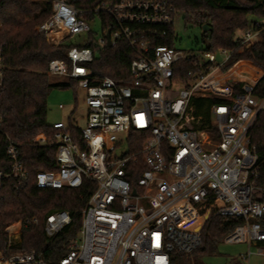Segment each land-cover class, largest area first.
Returning a JSON list of instances; mask_svg holds the SVG:
<instances>
[{
    "label": "built area",
    "instance_id": "obj_1",
    "mask_svg": "<svg viewBox=\"0 0 264 264\" xmlns=\"http://www.w3.org/2000/svg\"><path fill=\"white\" fill-rule=\"evenodd\" d=\"M76 0H47L51 18L38 27L48 41L59 45L72 36L91 33L86 15L108 18L98 46L117 48L126 43L134 54L131 81L120 84L92 70V48L70 46L67 61L52 60L48 74L76 82L85 93V125L82 128L57 121L50 135H39L31 145L54 149V169L31 177L22 156V145L6 136V167L0 168V203L7 189L20 192L30 183L42 190H79L84 179L95 184L82 212V227L76 240L65 246L57 262L46 261L36 251L13 253L21 246L22 230L38 220H20L6 227V257L0 264H171L172 254L189 255L203 247L202 231L213 217L237 222L223 240L247 244L264 256V194L257 177V154L249 133L264 99L254 96L257 81L244 83L234 95L224 68L231 51L184 52L156 40L165 37L174 23L171 0H117L93 9H78ZM107 33L110 45L107 46ZM259 32L238 34V52L253 45ZM59 35L64 37L60 40ZM217 54L224 56L220 62ZM0 51V94H1ZM182 63L190 64L184 69ZM176 76H185L180 79ZM175 84L184 89L168 100ZM219 98L211 106L214 139L201 130L194 115V98ZM64 110V106H59ZM3 123L0 114V131ZM205 129H210L205 126ZM76 134H75V132ZM142 143L133 150L132 133ZM77 135V136H76ZM183 209L203 221L184 226ZM200 214V215H199ZM72 222L65 211L49 214L44 222L47 239L57 237Z\"/></svg>",
    "mask_w": 264,
    "mask_h": 264
},
{
    "label": "trees",
    "instance_id": "obj_2",
    "mask_svg": "<svg viewBox=\"0 0 264 264\" xmlns=\"http://www.w3.org/2000/svg\"><path fill=\"white\" fill-rule=\"evenodd\" d=\"M117 0H76L78 9H93L102 3ZM174 15L180 16L185 27H196L202 30V37L210 40L205 51H231L229 62L224 72L231 70L239 62H250L263 71L257 81L254 96L264 99V0H171ZM51 6L47 0H0V51H1V94L0 114L3 123L0 131V168L6 167V136L22 145V156L26 168L31 175L39 171L54 169V149L32 147L39 135H50L47 123V98L51 88L48 65L52 60L67 61L70 48L61 42L59 45L48 41L38 27L51 18ZM104 21V29L108 18L100 15ZM94 17L91 14L86 19ZM209 29L203 31V27ZM251 30L259 32L253 45L238 52L237 32ZM165 37L156 40V45L174 47V23L166 28ZM96 53L95 61L90 68L102 77H108L117 83L130 82L129 67L134 59L132 50L126 43L117 48H95L92 38L85 45ZM83 46V47H85ZM184 69L190 64L182 63ZM242 66V65H241ZM242 67H245L244 65ZM184 79L185 76H176ZM233 94L242 93L244 83H229ZM219 98H194L192 103L196 118L201 119L200 129L207 130L217 139L212 125L211 106L225 102ZM209 126L210 129H205ZM75 132V131H74ZM76 134V132H75ZM77 136V135H76ZM141 134L132 133L130 144L137 150L142 143ZM249 137L257 154V177L253 178L256 187H264V108L259 112ZM95 184L84 179L79 190L60 189L42 190L34 183L20 192L10 189L0 203V261L6 257L4 253L7 235L5 229L20 220L37 219L38 224L22 230L21 246L13 249V253L36 251L46 261L57 263L65 255V246L76 240L82 227V212L94 191ZM254 198L264 202V194L256 193ZM56 211L68 212L72 222L57 237L47 239L44 232L46 217ZM264 229V216L258 220ZM237 222H224L220 217L211 218L202 231L203 247L189 255L172 254L171 264H202L203 255H213L218 245L237 226ZM264 247V243L259 244Z\"/></svg>",
    "mask_w": 264,
    "mask_h": 264
},
{
    "label": "rangeland",
    "instance_id": "obj_3",
    "mask_svg": "<svg viewBox=\"0 0 264 264\" xmlns=\"http://www.w3.org/2000/svg\"><path fill=\"white\" fill-rule=\"evenodd\" d=\"M87 21L91 27V33L67 38L64 41L66 45L74 47L85 46L90 38H92L95 46L100 45L99 42L104 33L103 19L101 17H91L88 18ZM174 30H176L174 34V47L177 50L201 53L203 50L205 51V48L210 44L209 39H204L202 37L201 29L189 26L185 27L180 16H176L174 19ZM244 31L245 30L237 32V37L238 34ZM63 37V35H59L60 40ZM217 59L221 62L224 56L217 54ZM244 62L247 64H243L245 67H242V65L232 73V76H227L229 86V83H252L259 80L257 79V75L260 74L259 72L254 74L246 68L248 65L253 66V64L247 61ZM260 71L263 74L261 69ZM245 74L249 76H243ZM50 77L51 85H54V87L51 88L47 98V108L49 110L47 114V123L49 127L57 121H63L68 126L84 127L86 112L84 91L78 87L76 82H73L69 78ZM243 77L246 78L242 79ZM241 80H244V82H240ZM183 89L184 86L182 84H175L172 88L167 90V99L171 100L177 98ZM60 105L64 106V110L59 109ZM251 251L253 255L249 261L245 262L241 260V256L248 253L247 244H227L222 242L218 245L216 253L213 255H203L201 261L202 264H264V256L257 254L259 248L253 246L251 247Z\"/></svg>",
    "mask_w": 264,
    "mask_h": 264
},
{
    "label": "bare ground",
    "instance_id": "obj_4",
    "mask_svg": "<svg viewBox=\"0 0 264 264\" xmlns=\"http://www.w3.org/2000/svg\"><path fill=\"white\" fill-rule=\"evenodd\" d=\"M245 78V77H244ZM186 211V209H183V213ZM203 219L197 217L192 211L191 212H185L184 218H183V225L187 226L189 228H194L195 226H199L202 223Z\"/></svg>",
    "mask_w": 264,
    "mask_h": 264
},
{
    "label": "crops",
    "instance_id": "obj_5",
    "mask_svg": "<svg viewBox=\"0 0 264 264\" xmlns=\"http://www.w3.org/2000/svg\"><path fill=\"white\" fill-rule=\"evenodd\" d=\"M243 64H245V65H247L245 62H239L238 64H236L231 70H229L228 71V76H232V73H234V71L236 70V69H238L239 67H241V65H243ZM247 70H250V72H252V73H256V72H259L260 74L259 75H257L258 76V78L257 79H260L262 76H263V74L261 73V71H260V69H257V68H255L254 66H250V65H248L247 67ZM243 76H249L248 74H245V75H243ZM246 78V77H245ZM242 79H244V77L242 78ZM257 81V80H256ZM240 82H244V80L242 81H240Z\"/></svg>",
    "mask_w": 264,
    "mask_h": 264
},
{
    "label": "water",
    "instance_id": "obj_6",
    "mask_svg": "<svg viewBox=\"0 0 264 264\" xmlns=\"http://www.w3.org/2000/svg\"><path fill=\"white\" fill-rule=\"evenodd\" d=\"M209 28L207 27V26H204L203 27V31L205 32V31H207ZM107 40H108V43H107V46L109 47V46H111L110 45V34L109 33H107Z\"/></svg>",
    "mask_w": 264,
    "mask_h": 264
}]
</instances>
